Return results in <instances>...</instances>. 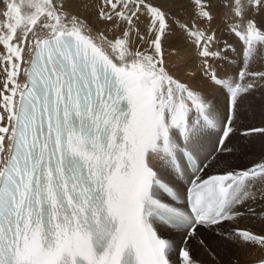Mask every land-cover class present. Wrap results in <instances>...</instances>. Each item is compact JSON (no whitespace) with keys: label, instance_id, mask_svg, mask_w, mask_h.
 Instances as JSON below:
<instances>
[{"label":"snow or ice","instance_id":"snow-or-ice-1","mask_svg":"<svg viewBox=\"0 0 264 264\" xmlns=\"http://www.w3.org/2000/svg\"><path fill=\"white\" fill-rule=\"evenodd\" d=\"M257 91L264 0H0V264H249Z\"/></svg>","mask_w":264,"mask_h":264},{"label":"bare ground","instance_id":"bare-ground-1","mask_svg":"<svg viewBox=\"0 0 264 264\" xmlns=\"http://www.w3.org/2000/svg\"><path fill=\"white\" fill-rule=\"evenodd\" d=\"M242 112L244 113L241 117L243 127L237 132L233 144L230 145L233 148V152L234 149H238L237 153L232 152L229 159L231 167L237 171L252 168L254 164L264 161V137L260 133H251L246 134L244 139V134L240 133L250 127H264V93L257 91L245 102ZM239 137L243 141L240 145ZM244 149L246 150L245 153H240ZM259 209L260 206L258 205V212ZM240 226L252 228L256 232L264 231V217L260 215L248 217L240 222ZM261 256H264V252H261L259 249H251L244 256V259L249 264H254L255 260ZM173 260H178V257L174 256Z\"/></svg>","mask_w":264,"mask_h":264},{"label":"rangeland","instance_id":"rangeland-1","mask_svg":"<svg viewBox=\"0 0 264 264\" xmlns=\"http://www.w3.org/2000/svg\"><path fill=\"white\" fill-rule=\"evenodd\" d=\"M228 71H229V74H231L232 70L229 69ZM240 133H245V130L241 131ZM245 135H246V134H244V137H243L244 139H245ZM239 141H240V142H239V145H240V144L243 142L242 139H241V137H239ZM239 145H238V146H239ZM248 147H249V146H248ZM245 151H246V150L244 149L242 152L240 151V153H243V152L245 153ZM237 152H238V149H234V152H233V153H237Z\"/></svg>","mask_w":264,"mask_h":264}]
</instances>
